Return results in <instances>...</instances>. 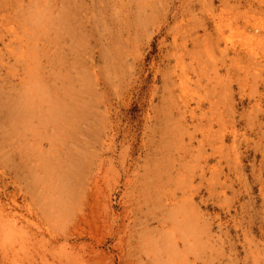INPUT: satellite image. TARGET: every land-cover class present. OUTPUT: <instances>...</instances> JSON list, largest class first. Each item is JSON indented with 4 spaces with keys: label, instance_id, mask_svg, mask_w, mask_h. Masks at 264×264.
Instances as JSON below:
<instances>
[{
    "label": "rangeland",
    "instance_id": "374dc122",
    "mask_svg": "<svg viewBox=\"0 0 264 264\" xmlns=\"http://www.w3.org/2000/svg\"><path fill=\"white\" fill-rule=\"evenodd\" d=\"M0 264H264V0H0Z\"/></svg>",
    "mask_w": 264,
    "mask_h": 264
}]
</instances>
